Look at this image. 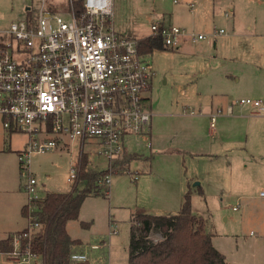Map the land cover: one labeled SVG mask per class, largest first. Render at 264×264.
<instances>
[{"label":"rangeland","instance_id":"rangeland-1","mask_svg":"<svg viewBox=\"0 0 264 264\" xmlns=\"http://www.w3.org/2000/svg\"><path fill=\"white\" fill-rule=\"evenodd\" d=\"M113 1L114 25L121 33L131 30L136 37L149 36L152 23L165 18L168 24L209 36L204 47L184 41L180 49L167 47L150 54L149 61L156 70L152 88L146 93L148 108L154 114L152 131L126 138L127 149L136 153L129 170L113 175L108 195L104 194L106 186L97 182L100 194L86 197L79 219L68 223L69 234L82 242L76 251L88 257L78 263L127 264L132 214L178 213L189 193L193 212L207 219L208 231L218 235L217 244H221L232 264H264V229L254 219L264 214L263 203L256 198L264 187V138L253 146L242 120L222 114L212 130L211 121L205 116L212 100L205 80L226 71H240L243 81L250 76L241 71L246 66L242 61L256 55L246 58L238 45L231 47L228 42L234 33L240 35L237 40L244 44L257 40L263 45L254 46V51L260 54L259 46L264 48V0ZM187 1L196 4L195 13ZM40 4L41 0H0V26L24 18L28 8H38ZM221 29L224 33L214 36ZM256 31L262 34L251 37ZM235 94L233 101L243 98L241 90ZM238 105L234 115L240 114L239 107L243 105ZM191 111L202 114L191 116ZM27 141L24 133L9 135L0 122V216L22 196L23 200L26 197L18 153ZM65 142L54 151L32 154L31 169L42 194L73 190L75 186L68 178L81 152L87 156L88 167L98 171L107 168V160L93 154L99 147L98 140L86 139L84 144L79 139ZM187 147L213 155H191ZM223 149V155L218 157L217 151ZM255 159L258 166L252 167L250 161ZM245 161L249 163L247 168ZM85 187L80 178L77 190ZM242 196L249 199L248 204L243 203ZM113 220L117 232L112 231ZM2 236L0 231V239ZM151 236L154 240L161 238L159 232ZM0 264L19 263L12 253L0 252Z\"/></svg>","mask_w":264,"mask_h":264},{"label":"built area","instance_id":"built-area-1","mask_svg":"<svg viewBox=\"0 0 264 264\" xmlns=\"http://www.w3.org/2000/svg\"><path fill=\"white\" fill-rule=\"evenodd\" d=\"M113 3L41 0L38 8H28L24 18L0 26V122L9 135L28 137L18 153L22 188L28 196V225L15 232L12 251L7 253L17 256L19 264H41L31 239L42 227L38 214L45 194L31 169L32 154L54 151L65 140L84 144L96 139L99 147L93 154L105 158L108 165L103 170H109L98 184L110 188L114 163L127 152L126 138L150 130L153 112L146 93L156 70L150 53L140 50L141 38L115 28ZM194 5L190 4L192 10ZM151 28V35L174 49L184 41L198 43L209 36L160 20ZM221 33L223 29L214 36ZM235 104L252 106L258 114L264 109L262 99L242 98L213 112L211 127L218 116L233 114ZM81 169L80 157L68 178L75 187ZM260 195L264 197V190ZM71 259L85 262L88 257L75 250Z\"/></svg>","mask_w":264,"mask_h":264},{"label":"trees","instance_id":"trees-1","mask_svg":"<svg viewBox=\"0 0 264 264\" xmlns=\"http://www.w3.org/2000/svg\"><path fill=\"white\" fill-rule=\"evenodd\" d=\"M140 45L143 53L167 49L162 38L154 35L141 38ZM134 155L126 153L123 159L116 161L114 174L128 170ZM80 157V178L85 181L86 187L81 190L74 187L67 193L48 191L41 203L38 220L42 227L31 239L32 251L39 255L41 264H82L71 259L72 252L82 242L69 234L67 224L79 219L86 197L100 194L101 188L97 182L109 170L90 168L87 156L81 152ZM109 191L110 188L105 187L104 194L108 195ZM22 213L27 216L26 205ZM207 223L206 218L193 212L189 193L185 194L178 213H133L127 264H230L226 255L215 247V234L208 231ZM82 224L86 225L84 222ZM153 232H159L161 238L154 240L151 236ZM12 236L13 233L0 240L1 252L12 251Z\"/></svg>","mask_w":264,"mask_h":264},{"label":"crops","instance_id":"crops-1","mask_svg":"<svg viewBox=\"0 0 264 264\" xmlns=\"http://www.w3.org/2000/svg\"><path fill=\"white\" fill-rule=\"evenodd\" d=\"M191 3H194V2L188 3V1H187V4H188L190 11L192 13H195L194 8L196 7V4L194 3L195 5H194L193 10H192V7L190 6ZM160 21H163V22H165V24H168V23H166L165 18L161 19ZM233 28H234V26H233ZM248 29L252 30L253 27L251 25H249ZM129 32L132 33L131 30ZM259 32L260 31L254 32L251 37H257L258 35H261L262 33H259ZM237 37H240V35L238 33L232 34L229 37L230 39L228 42V46L232 47L233 44H236L240 47L242 53L246 54V56H245L246 58H248L252 55H256L257 58L254 56V59H246L245 61H242V62H244V64H246V66H244L241 69V71H244L246 74L250 73V76L246 77L245 81L242 80V74H240V71H239V73H236V74H234V73L232 74L229 71L223 72L221 74H212L210 76V78L205 80L207 92L212 96V100L207 105V107H206L207 109L205 111V113H206L205 116H207L210 119V121H211V114L213 112H215L218 108H224L225 109L229 104L235 102L232 100V96L236 95L235 93L238 92V90L242 91V94H243L242 97L243 98L244 97H246V98L255 97L258 99L264 98V54H263L264 48L262 46H259L258 50L260 51V54L256 51H254V46L257 47L258 45H263V44H259L257 42V40L251 41V42L247 41V43L244 44V43H241L240 40L238 41ZM188 42L189 41L187 40V43ZM193 44H200V47H204V40L201 42H198V43H193ZM182 46H183V44L177 49H180ZM215 47L217 48L216 50L219 49L217 43H215ZM244 51H247V52H244ZM247 54H250V55H247ZM213 65L217 66L216 63H213ZM251 73H253V74H251ZM262 100H263V106H264V99H262ZM237 106H239V105L238 104L234 105L233 114H231V115L227 114V115L230 116L232 119L242 120L240 123H244L245 125H247V129H246L247 131L246 132L248 134V139H250V137H251L252 145L255 146V143L257 142V140H259V142H261V140L264 138V109L261 113L258 114V113H256V111H257L256 108L249 106V105H243V106L239 107L241 109L240 114L234 115V112H235ZM198 114H202V111H199V113L196 112L195 114H190V115L195 116ZM218 117H217V119H218ZM152 118H153V116H152ZM210 125H211V122H210ZM216 126H217V120H216ZM216 126H215V128L211 127L212 130L216 129ZM151 131H152V120H151L150 130L147 134H150ZM225 149H227V148H225ZM126 151H127L126 153L132 154V152H129V150L127 149V144H126ZM223 151H224V149L222 151H217L220 153H218L216 155H218V157L222 156ZM187 152L190 153L191 155H200V154L213 155L211 153H207L210 151H196L194 149H191V147H187ZM134 154H136V153H134ZM254 154L252 151L251 155L253 156ZM226 156H228V153H226ZM250 165H252V167L258 166V160L255 159V160L250 161ZM244 166L246 168L249 167V163L245 161ZM262 190H264V187H261L259 192L256 194V198L260 199V201L263 203L262 205L264 206V197H262L260 195ZM54 192H56V191H54ZM19 194H20V192H19ZM25 196L26 197L24 200H23V196H22V198H20L18 200V202L12 204L11 209L9 208L7 211L2 212V214L0 216V231L3 234V236L1 239L8 238L10 234L17 232V231H21L22 229H24L28 225L27 217L22 213V209L27 204V201H28L27 194H25ZM242 199H243L244 204L249 203V199L245 200L244 196H242ZM183 202H184V200H183ZM183 202H182V204H183ZM181 207H182V205H181ZM141 212H146V211H141ZM166 214H170V213H166ZM249 217L253 218V216H249ZM254 219H255L256 224L260 228L264 229V214L263 213L258 214V217L254 218ZM249 220H250V218H249ZM112 222L113 223H111V226H114V228L116 227V231H113V230L112 231L117 232V224L114 220ZM20 226H22V227H20ZM130 226H131V219H130ZM14 228H17V229H14ZM67 228H68V224H67ZM217 236L218 235H215L213 237V243L217 249H219L221 252H223L225 254V251L221 249V246H220L221 244L220 245L217 244ZM1 253H3V252H1ZM128 254H129V252H128ZM226 258H227V261L230 264H232L229 261L227 255H226Z\"/></svg>","mask_w":264,"mask_h":264}]
</instances>
